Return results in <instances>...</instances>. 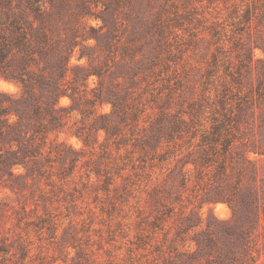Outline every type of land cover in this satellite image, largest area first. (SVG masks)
Segmentation results:
<instances>
[{"label": "rangeland", "instance_id": "rangeland-1", "mask_svg": "<svg viewBox=\"0 0 264 264\" xmlns=\"http://www.w3.org/2000/svg\"><path fill=\"white\" fill-rule=\"evenodd\" d=\"M3 38L73 99L0 171V264H264V0H0Z\"/></svg>", "mask_w": 264, "mask_h": 264}, {"label": "trees", "instance_id": "trees-1", "mask_svg": "<svg viewBox=\"0 0 264 264\" xmlns=\"http://www.w3.org/2000/svg\"><path fill=\"white\" fill-rule=\"evenodd\" d=\"M5 42L6 40L4 38L0 41L1 65L10 64L11 62L5 58ZM18 46L25 51V54L21 59L17 72H0V77L13 81L21 90L19 96L12 94L6 95V98L11 104L3 105L0 103V171H5V173L13 178L23 176L13 173V168L18 165L24 168L25 174L28 173L29 168L32 166H34L35 171L38 170L39 160L42 158L43 151L40 146L34 147L32 144L35 139V134L43 133L48 129L59 132L63 126L62 112L68 110V107L59 105L60 99L64 96H69L73 99L63 88L69 69V57L67 54L60 56L53 70L51 72L48 70V76L42 74L37 75L28 68L29 64L27 61L29 55L26 54L28 44L22 40H18ZM254 61L261 64L264 62L261 59L254 60L252 51H250L248 62L245 64L247 71L252 70V63ZM262 72L264 73V67H262ZM45 83L50 84L48 93L44 92ZM38 98L41 99L42 105L35 106L33 102ZM114 113L115 108L113 105L111 113L109 115H102L101 118L107 120ZM12 115L16 117V120L10 123L9 120ZM23 115H28V117L38 120V123L34 125V133L28 134L21 130V126L24 123ZM42 119L46 121L42 122ZM103 129L105 131L108 130L106 126H103ZM113 129H117V127ZM242 251L246 254L247 248L244 247ZM195 254L192 253L190 257L194 258Z\"/></svg>", "mask_w": 264, "mask_h": 264}]
</instances>
